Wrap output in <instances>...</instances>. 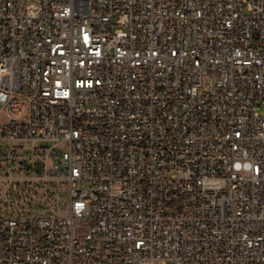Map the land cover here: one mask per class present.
<instances>
[{"label": "built area", "instance_id": "2783aa9c", "mask_svg": "<svg viewBox=\"0 0 264 264\" xmlns=\"http://www.w3.org/2000/svg\"><path fill=\"white\" fill-rule=\"evenodd\" d=\"M263 106L264 0H0V264H264Z\"/></svg>", "mask_w": 264, "mask_h": 264}, {"label": "rangeland", "instance_id": "374dc122", "mask_svg": "<svg viewBox=\"0 0 264 264\" xmlns=\"http://www.w3.org/2000/svg\"><path fill=\"white\" fill-rule=\"evenodd\" d=\"M261 111L264 112V106L261 107ZM47 144L46 142H38V145L42 146ZM51 144V142H48ZM61 150L65 149V144H60ZM30 155V153H27ZM31 157V156H30ZM39 158V157H38ZM32 159V158H31ZM31 164V161L28 162ZM25 174L40 176L43 175L44 168H41V162L37 159L35 168H23ZM30 193L33 197L32 206L37 208L41 207L42 211H46L48 207L62 208V214H68V206L66 198L67 183L63 180L52 178L45 181L43 178H36L34 181L29 182Z\"/></svg>", "mask_w": 264, "mask_h": 264}, {"label": "bare ground", "instance_id": "6f19581e", "mask_svg": "<svg viewBox=\"0 0 264 264\" xmlns=\"http://www.w3.org/2000/svg\"><path fill=\"white\" fill-rule=\"evenodd\" d=\"M23 98V91H16L12 94V101H21Z\"/></svg>", "mask_w": 264, "mask_h": 264}]
</instances>
